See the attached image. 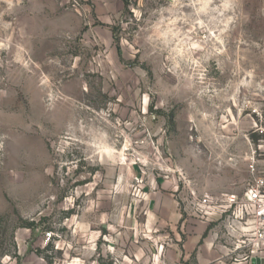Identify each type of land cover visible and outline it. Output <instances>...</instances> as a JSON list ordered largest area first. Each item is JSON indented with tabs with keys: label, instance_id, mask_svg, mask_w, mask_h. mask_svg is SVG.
Returning a JSON list of instances; mask_svg holds the SVG:
<instances>
[{
	"label": "rangeland",
	"instance_id": "obj_1",
	"mask_svg": "<svg viewBox=\"0 0 264 264\" xmlns=\"http://www.w3.org/2000/svg\"><path fill=\"white\" fill-rule=\"evenodd\" d=\"M262 176L264 0H0V264H116L151 194Z\"/></svg>",
	"mask_w": 264,
	"mask_h": 264
},
{
	"label": "crops",
	"instance_id": "obj_2",
	"mask_svg": "<svg viewBox=\"0 0 264 264\" xmlns=\"http://www.w3.org/2000/svg\"><path fill=\"white\" fill-rule=\"evenodd\" d=\"M148 198L146 222L141 227L148 240L139 244L130 239L126 251L116 254V264H248L225 257L219 216L200 219L188 209L180 211L173 195L154 193ZM164 229L172 239L166 238Z\"/></svg>",
	"mask_w": 264,
	"mask_h": 264
},
{
	"label": "built area",
	"instance_id": "obj_3",
	"mask_svg": "<svg viewBox=\"0 0 264 264\" xmlns=\"http://www.w3.org/2000/svg\"><path fill=\"white\" fill-rule=\"evenodd\" d=\"M193 213L200 219L219 216L224 220L222 246L229 260L264 261V177L249 181L241 194L191 193ZM50 236V233L47 234Z\"/></svg>",
	"mask_w": 264,
	"mask_h": 264
},
{
	"label": "water",
	"instance_id": "obj_4",
	"mask_svg": "<svg viewBox=\"0 0 264 264\" xmlns=\"http://www.w3.org/2000/svg\"><path fill=\"white\" fill-rule=\"evenodd\" d=\"M260 263H263V260L259 258H253L250 261V264H260Z\"/></svg>",
	"mask_w": 264,
	"mask_h": 264
},
{
	"label": "bare ground",
	"instance_id": "obj_5",
	"mask_svg": "<svg viewBox=\"0 0 264 264\" xmlns=\"http://www.w3.org/2000/svg\"><path fill=\"white\" fill-rule=\"evenodd\" d=\"M209 1H210V0H209ZM207 3H208V1L203 2V5L201 6V9H205ZM203 11H204V10H203ZM4 31H5V30H4ZM104 149H105L107 152L110 150V148L107 147V146H104ZM111 150H113V149H111ZM114 150H115V149H114Z\"/></svg>",
	"mask_w": 264,
	"mask_h": 264
}]
</instances>
